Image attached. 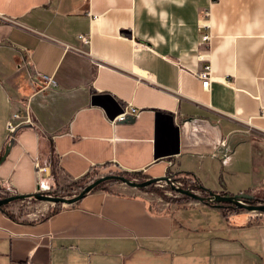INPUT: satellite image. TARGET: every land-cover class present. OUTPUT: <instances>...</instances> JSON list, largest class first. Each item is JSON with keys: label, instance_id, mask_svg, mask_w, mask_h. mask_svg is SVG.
Wrapping results in <instances>:
<instances>
[{"label": "crops", "instance_id": "obj_1", "mask_svg": "<svg viewBox=\"0 0 264 264\" xmlns=\"http://www.w3.org/2000/svg\"><path fill=\"white\" fill-rule=\"evenodd\" d=\"M15 113L33 124L3 158ZM96 167L264 201V0H0V183L50 193ZM125 188L44 219L0 208V264L264 263V212Z\"/></svg>", "mask_w": 264, "mask_h": 264}, {"label": "rangeland", "instance_id": "obj_2", "mask_svg": "<svg viewBox=\"0 0 264 264\" xmlns=\"http://www.w3.org/2000/svg\"><path fill=\"white\" fill-rule=\"evenodd\" d=\"M126 172V170L115 168V169H108V168H97L94 169L91 178L83 179L82 177L78 179H70L58 185L55 189L50 191V194L55 196H73L78 194L82 191V189L89 184L90 182L94 181L100 176L108 175V174H119ZM129 173H133L134 171H128ZM143 174V173H142ZM144 175V174H143ZM167 177L171 178L170 181H160L155 184L148 186L144 191L148 192V195L151 198H154L157 202L161 203L162 205H175L179 206L185 204L191 200L192 197L189 195L183 194L177 191L174 187L175 185H180L182 188L190 189L196 192L199 195H208V193H204L201 189L197 186L196 182L192 179H189L185 176L176 175L173 172H169ZM131 179L143 181L147 178L144 177H132ZM128 185L123 183L120 180H115L107 183L106 187L108 190L113 192H120L123 189H126ZM4 188H2L0 184V196L5 197L11 195V192H6ZM258 200V199H257ZM258 203H264V201L258 200ZM58 204H55L50 201L39 200L35 197L26 198L24 200H17L11 202L7 206V210L14 214L16 218H42L43 216L47 215L52 209H54Z\"/></svg>", "mask_w": 264, "mask_h": 264}, {"label": "water", "instance_id": "obj_3", "mask_svg": "<svg viewBox=\"0 0 264 264\" xmlns=\"http://www.w3.org/2000/svg\"><path fill=\"white\" fill-rule=\"evenodd\" d=\"M14 142L11 141L9 145L7 146L5 156L8 154L9 149L11 148L12 144ZM3 160V159H2ZM108 180H120L123 183H126L129 186L135 187V188H144L148 187L152 184H155L160 181H170L169 177L164 176V177H151L143 181L135 180V179H130L126 176L120 175V174H108L104 176H100L94 181L90 182L87 184L81 192L78 194H75L73 196H55L50 193H45L40 190V186L38 187V190L33 193V194H20V193H15L11 194L9 196L0 198V206L1 205H7L11 202L17 201V200H24L26 198L30 197H35L39 200H45V201H50L55 204L57 203H62L63 205H70L74 204L77 201L81 200L86 194L92 191L93 188H95L97 185L108 181ZM177 191L189 195L193 199L199 200V201H204L208 203H213V204H218L221 205L224 202H229L231 205L251 211H262L264 212V203H251L250 200L253 198V195L248 193V192H242L238 194H233V195H226L222 194L216 191H207L208 195H199L196 192L190 190V189H185L182 187H174Z\"/></svg>", "mask_w": 264, "mask_h": 264}, {"label": "built area", "instance_id": "obj_4", "mask_svg": "<svg viewBox=\"0 0 264 264\" xmlns=\"http://www.w3.org/2000/svg\"><path fill=\"white\" fill-rule=\"evenodd\" d=\"M210 37H211L210 33H203L202 43H207V41L210 40ZM80 38H82L86 42H90V38L87 37L86 35H80ZM197 76L202 79L203 87L208 88L210 86L212 79H213L211 64L210 63L206 64L200 71L197 72ZM41 78L44 79L48 85H54V86L57 85L56 80L53 79L52 77H47V76L42 75ZM130 113L131 114H137L138 110L135 107H129V105H128L125 107V109L122 113L117 115V117L114 119V121L115 122L124 121L127 119L128 115ZM14 119H20V120L18 122H15L14 120L8 121L7 129L9 131V141L14 139L15 134L17 132V128L20 125L25 124V123L33 124V120L30 118V116L22 118L19 113L14 114ZM224 146H226V144H224ZM169 179L171 180V178H169ZM0 184L6 192H10L9 190H6V188L2 185V183H0ZM175 187H181V186L175 185ZM11 194H15V193L11 192ZM0 198H3V197L0 196ZM29 264H33V263L29 262ZM260 264H264V263H260Z\"/></svg>", "mask_w": 264, "mask_h": 264}, {"label": "trees", "instance_id": "obj_5", "mask_svg": "<svg viewBox=\"0 0 264 264\" xmlns=\"http://www.w3.org/2000/svg\"><path fill=\"white\" fill-rule=\"evenodd\" d=\"M94 169H97V167L96 168H94ZM94 169H92V171H89L88 173H86L82 178L85 180V179H89V178H91V174H92V172H93V170ZM120 175H123V176H126V177H128V178H132V177H144V178H147L148 179V177L147 176H145V175H143L142 174V172L141 171H135V172H133V173H129L128 171H126V172H123V173H119ZM111 181H115V180H108V181H105V182H103V183H101V184H99V185H97L95 188H93L92 189V191L91 192H95V191H98V190H107V187H106V185H107V183H109V182H111ZM147 187H144V188H142L143 190H145ZM250 202L251 203H258L259 201L256 199V198H252L251 200H250ZM58 205L54 208V209H52L47 215H45V216H43L41 219H44V218H47V217H49V216H51V215H53V214H55V213H57V212H59L61 209H62V207H63V204L62 203H57ZM222 204H224V205H230V206H232L229 202H224V203H222ZM7 206H8V204L7 205H1L0 206V208L4 211V212H6L11 218H16L15 216H14V214H12L11 212H9L8 210H7Z\"/></svg>", "mask_w": 264, "mask_h": 264}]
</instances>
